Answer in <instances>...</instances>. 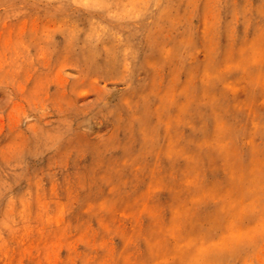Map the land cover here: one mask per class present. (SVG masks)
I'll return each mask as SVG.
<instances>
[{"label":"rangeland","instance_id":"obj_1","mask_svg":"<svg viewBox=\"0 0 264 264\" xmlns=\"http://www.w3.org/2000/svg\"><path fill=\"white\" fill-rule=\"evenodd\" d=\"M0 264H264V0H0Z\"/></svg>","mask_w":264,"mask_h":264}]
</instances>
